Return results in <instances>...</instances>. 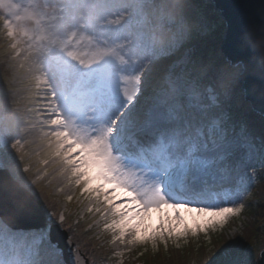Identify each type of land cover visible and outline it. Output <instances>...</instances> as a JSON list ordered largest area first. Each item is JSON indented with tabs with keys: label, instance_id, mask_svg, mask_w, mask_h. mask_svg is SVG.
Instances as JSON below:
<instances>
[{
	"label": "rangeland",
	"instance_id": "obj_1",
	"mask_svg": "<svg viewBox=\"0 0 264 264\" xmlns=\"http://www.w3.org/2000/svg\"><path fill=\"white\" fill-rule=\"evenodd\" d=\"M199 17L194 25L189 24L183 7L175 0H0V137L9 147L16 144L26 152V161L20 162L16 155L14 180L41 203L46 219L49 213L63 211L56 195L62 165L55 142L71 139L89 146L104 143L119 115H114L118 101L152 66L153 52L168 48L183 35L175 55L165 62L176 73L187 71L191 44L202 40L211 41L213 46L205 54L211 66L208 71L215 80L216 67L239 64H231L219 49L224 20L218 17L224 24L219 32L210 19ZM231 99L247 102L239 74L226 103ZM259 152L260 147L254 144V150H245L244 154L251 155L250 162L258 167ZM249 183L248 179L243 183L236 180L226 186L232 192L247 191L243 197L247 206L230 226L229 221L207 235L203 233L198 243L205 246L206 254L199 257L196 250L200 261H207L225 245L214 257V264H257L264 238V210L260 207L258 220L248 211L250 202H255L259 182L247 189ZM75 205L71 216L65 212L66 223L61 228L72 225V218L79 221L75 234L68 236L72 235L74 248L79 245L90 264H140V253L147 251L119 248L116 251L123 255L116 256L114 246L108 244V234L92 226L94 217L76 201ZM165 211L170 214V210ZM182 214L192 223L194 214ZM159 215L152 213L153 225ZM249 218L253 222L249 223ZM233 236L237 242H232ZM12 242L17 251L24 248L23 240ZM105 251L112 255H104L108 253ZM4 258L7 261L12 257L6 253Z\"/></svg>",
	"mask_w": 264,
	"mask_h": 264
},
{
	"label": "snow or ice",
	"instance_id": "obj_2",
	"mask_svg": "<svg viewBox=\"0 0 264 264\" xmlns=\"http://www.w3.org/2000/svg\"><path fill=\"white\" fill-rule=\"evenodd\" d=\"M182 36L153 52L152 66L118 101L114 115H119L104 143L55 142L62 165L56 195L63 211L58 215L49 213L38 222L33 216H17L15 223L5 219L16 210L12 181L20 149L0 137V239L24 242L19 251H0V264H88L79 245L75 257L65 259L63 245L53 236L66 223L65 202L73 200L94 217L92 226L110 235L116 256L123 255L116 251L119 248L129 252L149 245L153 250L170 244L179 248L180 241L207 235L242 215L248 192L228 191L226 186L248 179L251 189L264 181V137L257 167L250 162L251 155L244 154L254 150V137L246 125L231 119L225 107L243 65L216 67L212 85L193 75L206 72L207 65L176 73L165 62L175 55ZM153 212L160 214L154 225ZM182 213L194 214L192 223ZM65 232L75 234V226L69 224ZM231 239L237 242L235 236ZM68 240L71 243L72 235ZM224 246L205 264H214ZM6 253L10 260H5ZM260 255L264 238L257 258Z\"/></svg>",
	"mask_w": 264,
	"mask_h": 264
},
{
	"label": "trees",
	"instance_id": "obj_3",
	"mask_svg": "<svg viewBox=\"0 0 264 264\" xmlns=\"http://www.w3.org/2000/svg\"><path fill=\"white\" fill-rule=\"evenodd\" d=\"M175 2L183 7L184 14L187 16L189 24L194 25L196 23L197 17L200 18L199 16L203 15L205 16V18L210 19L212 24H215L217 26L218 28L217 30L219 32L222 31L224 24L222 23V21L218 20L219 16L217 12L214 10L212 3L209 0H175ZM185 6L188 8H186ZM190 30L191 32H193L192 28H190ZM192 39L194 40L195 37H192ZM204 41L205 40H202L201 42L197 44L193 42V44H191L193 52L191 53L192 55L190 58V63L186 67L187 71H192L194 67L196 66L207 65L209 66L208 67L209 69L211 68L209 62L206 61L208 60V58L205 54V51H207L208 48H212L213 46L211 47V43H210L211 41L207 43ZM5 73L6 72H4V74ZM193 75L198 76L202 80V82L205 84L212 85L215 83L214 76H212V73H210V71L208 70L204 72L203 74L199 72H194ZM209 89L211 91V88ZM30 105H32V103H30L29 106ZM29 106L28 108H30ZM226 106H227V109H226L227 113L231 117V119L234 122H236L238 125H246L249 132L252 134V136L255 139V144L260 147L261 137H264V117L254 112L250 108L247 102L237 103L235 99H231L230 103H226ZM32 113H33V109H32ZM29 124L31 125L30 122ZM25 154L26 152L23 151V149H20V151L16 154L17 157L20 158V162L26 161V159H24ZM254 198H255V202H250L248 211L250 213L252 212L253 214L252 218L254 217L255 220H258V215L260 214L259 210H261L260 207H263L262 209L264 210V181H260L258 185L256 186V189L254 192ZM70 202H66L67 206L64 207V212H66V215L72 214L71 208L73 207L76 208L75 200L71 202V205H70ZM229 221L230 222L228 223L227 226H230L232 222H235V218H231V220ZM247 221L250 223V222H253V219L249 218L247 219ZM78 222L79 221L77 219L72 218V225L75 226L76 228H78ZM247 225L243 227H246V228L249 227L252 231L255 229L252 226L250 227ZM242 228H240L239 230H242ZM84 230H85V226H84ZM203 236H204L203 233H200L196 238H189L187 242L182 240L180 241L179 248H177L175 245H172V244H170L167 249H165L163 245H158L155 250H153L150 245L147 247V249L139 248L138 252H140V249H143V251H147V252H143V254L140 253V260H137V261H139L140 264H179V263L180 264H205V261H206L205 258L200 261L198 257L196 256V250L200 251V253L199 252L197 253L199 257H202L203 254L204 255L206 254V253H203V250H205L204 248L205 246H203L201 243H198V241L203 239ZM106 237H108L107 241L109 244L110 235L108 234ZM4 244H6V247H4ZM108 244L105 246L106 248L109 247ZM14 245L15 243L12 242V239L8 237L0 239V250L2 251H7V252L9 251L10 253L15 252L18 249L14 247ZM105 252H108V251H105ZM109 253L110 255H112L111 251H109L108 253H104V255H107ZM260 262L264 264V259H260Z\"/></svg>",
	"mask_w": 264,
	"mask_h": 264
},
{
	"label": "water",
	"instance_id": "obj_4",
	"mask_svg": "<svg viewBox=\"0 0 264 264\" xmlns=\"http://www.w3.org/2000/svg\"><path fill=\"white\" fill-rule=\"evenodd\" d=\"M213 8L225 22L223 39L219 49L231 64L243 62V70L239 73V82L243 89V97L249 103L250 108L264 117V67H261L254 53L244 42L243 36L249 26H260L264 23V0H209ZM17 196L13 198L16 210L12 214H6L5 219L13 223L17 216H33L38 222L45 216L41 203L29 191L24 189L13 179ZM8 212V209H5ZM54 238L63 245L65 259L75 257L76 248L73 240L69 243L68 233L65 228L53 231ZM81 256L89 262V258L79 249ZM257 258V264H262Z\"/></svg>",
	"mask_w": 264,
	"mask_h": 264
},
{
	"label": "clouds",
	"instance_id": "obj_5",
	"mask_svg": "<svg viewBox=\"0 0 264 264\" xmlns=\"http://www.w3.org/2000/svg\"><path fill=\"white\" fill-rule=\"evenodd\" d=\"M244 42L254 53L257 63L264 67V23L260 26H249L243 36ZM242 64L243 62H237Z\"/></svg>",
	"mask_w": 264,
	"mask_h": 264
}]
</instances>
